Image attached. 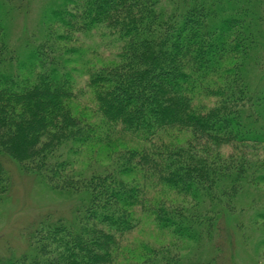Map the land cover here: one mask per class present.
I'll return each instance as SVG.
<instances>
[{
  "label": "trees",
  "instance_id": "trees-1",
  "mask_svg": "<svg viewBox=\"0 0 264 264\" xmlns=\"http://www.w3.org/2000/svg\"><path fill=\"white\" fill-rule=\"evenodd\" d=\"M12 162L80 202L0 264H203L222 219L262 256L264 0H0V205Z\"/></svg>",
  "mask_w": 264,
  "mask_h": 264
},
{
  "label": "rangeland",
  "instance_id": "rangeland-1",
  "mask_svg": "<svg viewBox=\"0 0 264 264\" xmlns=\"http://www.w3.org/2000/svg\"><path fill=\"white\" fill-rule=\"evenodd\" d=\"M42 1L45 2V0ZM41 4L42 2L37 3L36 7L39 8ZM33 18L35 20L32 19L29 26H27L26 20L23 22L18 21L17 25L14 24L12 28L9 27V31L14 32L13 36L16 39L22 38L23 34L27 38L25 33L28 29L33 30L39 26L35 14H33ZM24 29L26 30L24 31ZM99 37V34L96 33L91 37L92 39L86 40V44L90 45L93 51L106 52L102 49L104 40ZM8 164L12 177V188L9 198L4 204L0 205V256L7 255L8 251L17 255L24 252L28 248L30 234L43 218L51 216L52 218L70 219L80 202L79 196L54 191L45 184L40 183L34 176L22 172L16 163ZM220 224L221 229L215 236V248L217 249L207 247L204 251L205 255H201V252L198 251L194 252L192 256L194 261L201 260L203 264H206L208 259L206 254L209 253V257L216 256L215 251H219L216 264H264V258L262 257L264 247L260 248L263 253L262 256H258L250 247L245 248L243 238L241 234L237 233V230L231 228L223 219ZM142 225L141 230L137 232L135 237L149 238L153 243L159 244L170 241L169 235L160 238V234L146 220H143ZM133 240L136 239L133 237ZM256 243V240H254L253 246L256 247ZM186 254H188L187 251H184L183 255L186 256ZM195 255L197 256L195 257ZM190 257L191 255H188V259Z\"/></svg>",
  "mask_w": 264,
  "mask_h": 264
}]
</instances>
